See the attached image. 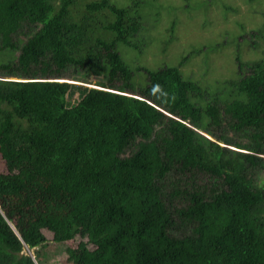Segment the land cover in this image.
I'll list each match as a JSON object with an SVG mask.
<instances>
[{
	"label": "trees",
	"instance_id": "obj_1",
	"mask_svg": "<svg viewBox=\"0 0 264 264\" xmlns=\"http://www.w3.org/2000/svg\"><path fill=\"white\" fill-rule=\"evenodd\" d=\"M160 5L0 0V158L40 167L56 183L44 196L69 208L57 218L50 201L43 218L29 204L28 221L8 211L16 195L0 197V264H44L39 247L72 239L79 264H264V51L237 48L235 67L200 81L184 63L209 68L208 52L243 35L132 66L122 47L174 40V17L170 36H150ZM263 29L247 32L250 48Z\"/></svg>",
	"mask_w": 264,
	"mask_h": 264
},
{
	"label": "rangeland",
	"instance_id": "obj_2",
	"mask_svg": "<svg viewBox=\"0 0 264 264\" xmlns=\"http://www.w3.org/2000/svg\"><path fill=\"white\" fill-rule=\"evenodd\" d=\"M156 2L161 4L159 10L162 14V19L156 25L154 24L155 26L150 31V36H170L168 29L170 21L165 19L174 17L178 21L172 33L174 40L165 44L160 43L159 40L153 41L141 53L122 47V57L124 53L127 62L129 61L132 66L153 68L159 66L163 61H166L164 64L172 65L177 63L175 60L177 54L183 51V54L188 55L193 48L200 47V44L196 43L197 41L222 42L223 34L225 33L232 34L233 39L235 36L243 35L244 39L247 40H242L243 44L242 41L238 44L231 43L208 52V58L205 59V62L210 64L209 68H205L199 58L184 63L181 68L183 72L191 79L200 81L198 78L202 69H206L204 73L207 77L214 78L219 76L218 71H221L220 69L224 72L226 67L228 70H231L230 66L235 67L234 50L237 48L243 52V59L259 56L261 51H264V33L260 38L258 37L259 35L254 37V40L259 41L257 49L250 48L248 34L258 33V29L264 25V0H253L251 3L248 0H156ZM190 5H197L198 8L191 10L193 11L191 12L188 9ZM194 11L197 12L194 13ZM204 21L207 24H204ZM242 25L244 28H242ZM185 27H189L188 30H190V27L193 28L189 32H185L183 31ZM262 32H264V29L261 34ZM195 33L199 34V37H195ZM194 38L199 40L194 41ZM199 56L202 59V56ZM0 174L7 180L3 190L0 191V197H8V194L16 195L14 203L16 206L7 203L9 204L8 211L10 213L17 211L16 209L19 208L23 218L30 221L36 214H33V209L29 207V204H32L35 211L43 218H46L49 214L47 211L45 212V207L51 201L52 204H56L53 216L65 218L69 214L68 206L63 208V210H58V202L54 201L57 199L54 196L49 199L44 196L47 192L49 193V191L55 189L56 183L53 180H49L51 182L46 185L43 182L44 173L40 167L27 171L18 170L17 172H12V170L10 171L6 168L4 160L0 158ZM29 210L31 211L28 215ZM76 245L77 241L75 239L59 243L48 241L46 245L39 247L41 249V258H44V264H79L74 257L66 255V247ZM33 251L34 248L24 249L20 254L29 255L32 259L34 257ZM33 261L37 264L35 257Z\"/></svg>",
	"mask_w": 264,
	"mask_h": 264
},
{
	"label": "water",
	"instance_id": "obj_3",
	"mask_svg": "<svg viewBox=\"0 0 264 264\" xmlns=\"http://www.w3.org/2000/svg\"><path fill=\"white\" fill-rule=\"evenodd\" d=\"M21 252H18V254H20Z\"/></svg>",
	"mask_w": 264,
	"mask_h": 264
}]
</instances>
